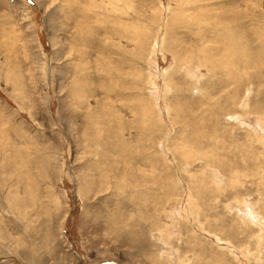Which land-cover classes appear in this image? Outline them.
<instances>
[{
    "label": "rangeland",
    "instance_id": "obj_1",
    "mask_svg": "<svg viewBox=\"0 0 264 264\" xmlns=\"http://www.w3.org/2000/svg\"><path fill=\"white\" fill-rule=\"evenodd\" d=\"M263 227L264 0H0V264H264Z\"/></svg>",
    "mask_w": 264,
    "mask_h": 264
},
{
    "label": "bare ground",
    "instance_id": "obj_2",
    "mask_svg": "<svg viewBox=\"0 0 264 264\" xmlns=\"http://www.w3.org/2000/svg\"><path fill=\"white\" fill-rule=\"evenodd\" d=\"M73 2H75V1H73ZM93 2V1H92ZM113 2V0H105V3H108V5L110 4V3H112ZM117 3V2H116ZM111 5H113V4H111ZM116 4H114L113 6H115ZM110 7V6H109ZM93 8V7H92ZM113 8V7H112ZM111 8V9H112ZM108 15V14H107ZM99 16V15H98ZM108 18V17H107ZM110 20V19H109ZM109 31V30H108ZM18 98V97H17ZM245 220V219H244ZM264 228V227H263ZM171 233H173V232H171ZM170 234V233H169ZM219 240V239H218ZM178 259V258H177ZM181 259V258H180ZM180 259H178V260H180ZM182 260V259H181ZM180 260V261H181ZM179 261V262H180ZM182 262V261H181ZM184 262H182L181 264H183Z\"/></svg>",
    "mask_w": 264,
    "mask_h": 264
},
{
    "label": "water",
    "instance_id": "obj_3",
    "mask_svg": "<svg viewBox=\"0 0 264 264\" xmlns=\"http://www.w3.org/2000/svg\"><path fill=\"white\" fill-rule=\"evenodd\" d=\"M59 264H68V263H59ZM99 264H116V263L113 261H106V262L99 263Z\"/></svg>",
    "mask_w": 264,
    "mask_h": 264
}]
</instances>
